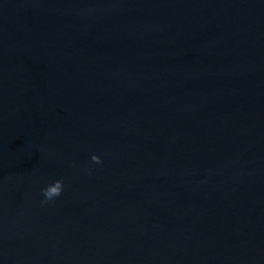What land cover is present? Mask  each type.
I'll return each mask as SVG.
<instances>
[{
    "label": "water",
    "instance_id": "obj_1",
    "mask_svg": "<svg viewBox=\"0 0 264 264\" xmlns=\"http://www.w3.org/2000/svg\"><path fill=\"white\" fill-rule=\"evenodd\" d=\"M0 264H264V0H0Z\"/></svg>",
    "mask_w": 264,
    "mask_h": 264
},
{
    "label": "clouds",
    "instance_id": "obj_2",
    "mask_svg": "<svg viewBox=\"0 0 264 264\" xmlns=\"http://www.w3.org/2000/svg\"><path fill=\"white\" fill-rule=\"evenodd\" d=\"M91 161L94 164H100L101 158L98 155H92ZM63 182L62 180L56 181L54 184H47L45 187L41 189V194L43 199L41 200V204H46L49 201H53L56 198L60 197L63 192Z\"/></svg>",
    "mask_w": 264,
    "mask_h": 264
}]
</instances>
